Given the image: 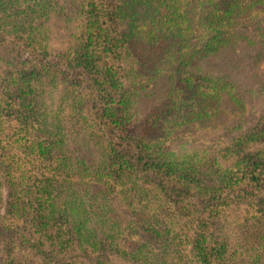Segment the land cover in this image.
<instances>
[{
	"label": "trees",
	"instance_id": "16d2710c",
	"mask_svg": "<svg viewBox=\"0 0 264 264\" xmlns=\"http://www.w3.org/2000/svg\"><path fill=\"white\" fill-rule=\"evenodd\" d=\"M261 6L0 0V264H264Z\"/></svg>",
	"mask_w": 264,
	"mask_h": 264
},
{
	"label": "rangeland",
	"instance_id": "374dc122",
	"mask_svg": "<svg viewBox=\"0 0 264 264\" xmlns=\"http://www.w3.org/2000/svg\"><path fill=\"white\" fill-rule=\"evenodd\" d=\"M261 7H264V6H261ZM245 18H248L249 20L251 19V17L249 18V17H245ZM251 21V20H250ZM263 66H264V63H263ZM147 98H143L141 101L143 102V101H145ZM184 129H186V130H188V131H190L191 133H193L194 135H196V136H200L201 134H203V132L204 131H206V130H210V128H206V129H201V128H197L194 124L193 125H188V126H186V127H184ZM177 131H178V129H177ZM118 230H124V231H126V228H124L123 226H117V227H115L114 229H113V232H116V231H118ZM1 233V232H0ZM125 237H126V240L124 241V242H127L131 237L127 234V232H126V234H125Z\"/></svg>",
	"mask_w": 264,
	"mask_h": 264
}]
</instances>
